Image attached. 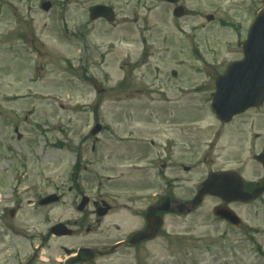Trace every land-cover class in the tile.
Wrapping results in <instances>:
<instances>
[{
  "label": "rangeland",
  "instance_id": "rangeland-1",
  "mask_svg": "<svg viewBox=\"0 0 264 264\" xmlns=\"http://www.w3.org/2000/svg\"><path fill=\"white\" fill-rule=\"evenodd\" d=\"M50 1L59 5L52 13L43 12L38 1L16 7L17 0H6L10 4L0 13V264H45L33 261L36 249H42L41 259L47 261L59 246L80 241L49 236L57 223L79 218L65 201L51 209L35 202L57 192L68 161L75 158L52 148L63 141L64 131L75 143L83 136L87 141L100 122L108 129L101 147L108 155L117 147L111 132L124 137L129 129L127 114L137 117L135 127L156 111L175 112L181 123L195 121L190 129L196 131V158L206 162L182 185L184 197L192 196L209 171L250 160L264 138L263 107L228 126L218 142L219 125L211 102H206L211 89L197 91L213 86L215 74L220 77L227 62L241 58L237 42L245 38L264 0H186L187 16L180 20L173 17L174 7L159 0H133L117 6L121 16L131 20L117 28L92 23L87 6L70 7L65 14L62 0ZM18 8L21 16L16 15ZM207 15L215 21L209 24ZM82 22L89 24L86 43L78 38ZM195 52L210 68L194 61ZM16 127L22 140L14 134ZM6 143L14 145L16 159L19 154L27 159L16 163L21 180L14 172L2 173L1 168H12L5 160L12 157L4 149ZM17 204L22 208L12 220L7 210ZM217 204L206 198L195 214L171 218L166 233L140 252L94 264H264V211L255 218L253 208L233 206L250 226V236L243 239L238 230L215 219ZM48 238L51 252L44 247Z\"/></svg>",
  "mask_w": 264,
  "mask_h": 264
},
{
  "label": "flooded vegetation",
  "instance_id": "flooded-vegetation-1",
  "mask_svg": "<svg viewBox=\"0 0 264 264\" xmlns=\"http://www.w3.org/2000/svg\"><path fill=\"white\" fill-rule=\"evenodd\" d=\"M18 1L30 3L37 0ZM45 1L39 0V3ZM64 1L67 6L88 7L129 5L132 2V0ZM100 21L105 23L104 20ZM129 22L127 18H123L119 24L113 26H124ZM148 113L151 116L147 117V121H143V126L129 127L125 142L114 143L117 147L108 155L97 158L95 153L100 152L94 143L91 149L84 148L82 151L87 156L84 160L89 161L88 165L84 166L85 163L78 158L68 161L61 183L62 188H58L59 195L56 192L50 195L58 196L59 202L65 201L66 206L75 211L79 218L62 222L73 232L72 235L57 237L52 234L50 238H78L80 241L69 248L59 247L54 257L47 260V264H94L98 260L129 253L132 250L140 252L149 242H136L134 236L147 230L150 211L159 208L167 200H170L171 204L179 200L181 181L186 180L192 171L186 163L195 162L194 141L189 135L180 138V124L176 120H170V116H162L166 114L165 112ZM158 114L162 115L159 117ZM157 124L161 126L157 127ZM95 140L97 141V138ZM75 149L68 148L66 152L78 155L80 150ZM263 155L264 148L258 156ZM254 157L252 163L240 161L235 168L243 180L244 191L247 193L264 188V158L255 160ZM117 163L120 167L116 166ZM96 166L101 168L96 170L100 172L104 183L93 172ZM84 202L86 205L80 211ZM253 204L257 205L259 210L263 209L264 193ZM159 216L165 222L179 215L169 211L167 214L156 213V217ZM163 233L164 229L160 231L158 237H162ZM84 250L89 253H83Z\"/></svg>",
  "mask_w": 264,
  "mask_h": 264
},
{
  "label": "water",
  "instance_id": "water-1",
  "mask_svg": "<svg viewBox=\"0 0 264 264\" xmlns=\"http://www.w3.org/2000/svg\"><path fill=\"white\" fill-rule=\"evenodd\" d=\"M171 2L177 3L178 0H168ZM46 10H49L50 6L47 5ZM105 7H95L91 9V19L96 20L100 17H105L107 14ZM104 15V16H103ZM175 15L177 17H182L183 12L181 10H178L175 12ZM107 17V16H106ZM111 20V18H108ZM257 33H264V10L261 12L260 16L255 21V26L251 30V36L255 37ZM251 62V61H249ZM230 74V73H229ZM229 74L224 77L223 79L220 80L219 85V92L214 96L215 98V105L214 108L216 109L217 112H222L223 109L225 110L228 106L230 105H238L241 106L242 103H245L250 99V96L254 94L255 98L252 100L253 104L247 105L246 107H243L242 109L238 111L232 112L230 114L229 118L233 116L236 113L243 112L247 108L256 105L260 106L262 103H264V85L260 86L256 79L259 77V75H253L251 79L252 81L248 82L247 85H243L241 88H237L235 91L229 86V87H224V84L229 76ZM259 100L257 101V99ZM222 117V115H220ZM223 118V117H222ZM230 175L226 174H218L210 177L207 182L204 183V188L196 201L193 202L192 206L196 207L201 203V199L203 198L204 195L206 194H211L214 196L221 197L222 199H226L229 195L236 194L238 193L237 187L234 185L233 181L229 179ZM235 181V180H234ZM236 182V181H235ZM230 199V198H229ZM232 199V198H231ZM238 198H233V200H237ZM45 204V202L43 203ZM217 215L225 218L232 223L238 224V221L230 211H217ZM160 221H153L150 224L148 232L140 235L138 238L139 239H151L156 235L158 230L160 229ZM58 228L55 229L57 231Z\"/></svg>",
  "mask_w": 264,
  "mask_h": 264
}]
</instances>
